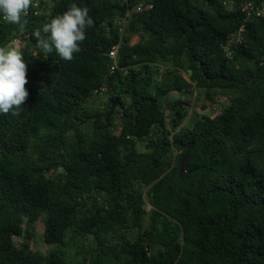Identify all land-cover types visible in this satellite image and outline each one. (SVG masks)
<instances>
[{"label": "trees", "instance_id": "trees-1", "mask_svg": "<svg viewBox=\"0 0 264 264\" xmlns=\"http://www.w3.org/2000/svg\"><path fill=\"white\" fill-rule=\"evenodd\" d=\"M73 3L93 24L64 61L34 33ZM22 19L0 20L29 92L0 114V264H264V18L242 0H46Z\"/></svg>", "mask_w": 264, "mask_h": 264}, {"label": "clouds", "instance_id": "clouds-1", "mask_svg": "<svg viewBox=\"0 0 264 264\" xmlns=\"http://www.w3.org/2000/svg\"><path fill=\"white\" fill-rule=\"evenodd\" d=\"M32 6V0H0V20L9 24L21 25L22 19ZM93 20L87 8L75 3L63 14L52 18L43 26L47 39L37 30V46L45 53H55L64 61H72L79 52L80 45L86 39V28ZM27 63L23 52L13 45L0 47V114L18 110L26 101L29 92L25 85Z\"/></svg>", "mask_w": 264, "mask_h": 264}, {"label": "rangeland", "instance_id": "rangeland-1", "mask_svg": "<svg viewBox=\"0 0 264 264\" xmlns=\"http://www.w3.org/2000/svg\"><path fill=\"white\" fill-rule=\"evenodd\" d=\"M138 40V37L137 36H134L133 37V42L135 43L136 41ZM11 45H13V46H15V47H18L19 49L22 47V43L20 42V39L18 40H16L15 42H13V43H11ZM220 100H222V101H224L222 98H220ZM124 101H125V103H127V99H124ZM107 102H108V100H107V98H106V96L104 95V96H99L98 98H93V99H91L90 100V102H89V107L92 109V111H93V113H95L97 110H101V111H104V110H106V106H107ZM118 108L116 107V110H117ZM212 110H207L205 113L206 114H210L211 115V117H214L215 116V113L214 112H211ZM193 112H196V110L195 109H190V112H189V115H188V119H189V121L188 120H186L185 122H184V124H190L191 122H192V119L194 118L193 116H192V119L190 120V116H191V113H193ZM196 113H200V112H196ZM115 119V121H114V124H115V129H114V131H115V133H118L119 132V125H118V120H117V116L116 117H114ZM190 122V123H189ZM137 148H138V150L139 151H141V150H143V146L141 145V143H138L137 144ZM51 177L53 176L52 174H49ZM151 207L149 206V205H147L146 204V210H149ZM145 225H146V223H145ZM43 230H44V225H43V223L39 220L37 223H36V232H37V239H36V241H34V242H32V248H33V250L34 251H39V252H41V253H46L47 251H48V249H49V246H47V245H45V244H43L41 241H40V235L43 233ZM143 229H141L140 231H142ZM135 236H133V237H131V236H129V238H134ZM72 250H71V248H69V250H67V253L69 254V255H71V256H73L72 255Z\"/></svg>", "mask_w": 264, "mask_h": 264}, {"label": "built area", "instance_id": "built-area-1", "mask_svg": "<svg viewBox=\"0 0 264 264\" xmlns=\"http://www.w3.org/2000/svg\"><path fill=\"white\" fill-rule=\"evenodd\" d=\"M46 0H32V3L35 7H38L40 2H45ZM242 3L244 5V11H247V17H250L252 13L255 14V16L260 17V18H264V0H262L260 3L257 2H253L252 0H242ZM150 7V5H146L145 8ZM142 10V7L139 6L137 7V11ZM125 23L123 24V27L125 26ZM131 44H134L133 42V38L131 39ZM119 45L113 47V49L109 52V56L113 59H115L117 51H118ZM116 67V61L115 64L113 66V68L111 70H114V68ZM102 92L104 91V89L101 90ZM218 100L220 101V98L218 97Z\"/></svg>", "mask_w": 264, "mask_h": 264}, {"label": "water", "instance_id": "water-1", "mask_svg": "<svg viewBox=\"0 0 264 264\" xmlns=\"http://www.w3.org/2000/svg\"><path fill=\"white\" fill-rule=\"evenodd\" d=\"M118 107V109L121 111L122 110V105L119 103L118 100H112L111 101V110L110 113L107 117V119L109 120V118L111 117L114 109ZM181 149L185 150L184 154H182L181 158H180V162L178 164V177L182 178L184 176L185 170H184V164L187 160L188 154L191 151L192 147H193V143H188V144H183L180 146Z\"/></svg>", "mask_w": 264, "mask_h": 264}]
</instances>
